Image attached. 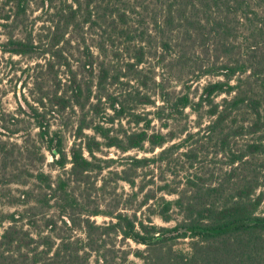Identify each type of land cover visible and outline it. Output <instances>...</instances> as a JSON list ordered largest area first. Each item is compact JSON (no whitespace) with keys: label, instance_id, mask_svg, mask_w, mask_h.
<instances>
[{"label":"trees","instance_id":"1","mask_svg":"<svg viewBox=\"0 0 264 264\" xmlns=\"http://www.w3.org/2000/svg\"><path fill=\"white\" fill-rule=\"evenodd\" d=\"M0 17L10 21L0 50L43 58L74 133L68 154L63 129L31 106L21 141H0V183L22 185L19 207L0 216V264H88L111 233L144 244L133 251L143 264H264V0H2ZM187 47L213 57L196 78H215L196 97L192 76L177 89L153 64L187 65ZM131 82L133 102L114 88ZM17 115L9 136L26 120ZM46 151L62 173L41 167ZM93 177L122 188L116 209L91 208L81 188ZM101 214L109 224L92 219ZM180 238L190 251L174 248Z\"/></svg>","mask_w":264,"mask_h":264},{"label":"rangeland","instance_id":"2","mask_svg":"<svg viewBox=\"0 0 264 264\" xmlns=\"http://www.w3.org/2000/svg\"><path fill=\"white\" fill-rule=\"evenodd\" d=\"M1 8L2 0H0V9ZM38 12L39 11H36L33 16H36ZM2 22L10 21L4 20L0 17V24H2ZM42 24V21L37 20L34 22V26L36 28ZM8 32L9 29H5V27L0 25V42H4L6 40ZM16 34L18 36L21 35L19 31H16ZM69 38L76 41V36H70ZM186 53L189 56L187 65H183V61L181 60L173 61L172 59L175 58L173 56H164L168 59L162 62H158L154 59L153 64L155 65V74L156 77L159 78L158 80L165 78L167 81H169L171 86L176 87L177 89H180L184 81L192 76L195 81L192 84L193 87L191 89V94L193 97H196L199 96L202 86L208 80L215 78L214 76L208 74L201 75L199 79L196 78V74H201L202 71L206 70L207 66L212 64L213 57L201 47H187ZM158 56L159 54L155 55L154 58H158ZM38 60L41 62L43 61V58L36 59V57L31 56L4 54L0 50V111H4L7 114L6 120L0 119V141L9 139L11 142L21 141L20 136L24 132V128L30 125L29 121L32 120L35 122L29 114L33 112L31 110L32 106L37 111L40 121L43 120L44 122H50L53 130L63 129L66 140V150L69 154L70 147L74 141V133L71 127L67 128L62 124L65 122L71 111L70 109H67L65 112H59L58 107L55 105L56 103L54 104L53 101L50 100L52 98L53 92L55 91V87L52 84L46 68L44 66H38ZM115 87L119 89L127 88V90H132V93L128 96V100L133 102V98L135 96L133 92V82H131L129 86L118 84L117 86L115 85L114 88ZM156 100L158 103H161L159 99L156 98ZM20 104L26 110V113H22L19 110ZM140 108H142V105L137 106V109ZM17 113L23 114L22 116L26 120L18 127L20 130L19 134L9 136L11 130L16 128L14 115H17ZM0 118H2L1 114ZM195 120L196 117L191 116L189 127L194 126ZM205 121H207V118H205ZM157 127L159 126L157 125ZM38 131V128L34 129V134ZM34 137H36V135ZM106 152L107 154H113V156H115L116 153H120L114 148L106 149ZM131 153L143 155L142 152L137 151H133ZM46 156L47 160L44 165H41V167L45 171L51 172L54 176L62 173V169H59L53 163V157L51 153L46 151ZM181 161L185 162L186 158L182 157ZM187 166L188 164H186V168H188ZM197 166H200V163H198ZM69 167L70 164H68L67 168ZM211 167H213V165ZM162 168H168V165L165 163ZM173 168L174 165L171 166L170 170H173ZM167 177L169 180H172L173 178L169 172L167 173ZM91 181L93 184L91 183L90 185L82 186L81 188V193L87 198L91 208H100L103 211H112L116 209L115 206L122 201L119 195V193L122 192V188L117 189V192L119 193H116L113 188L114 186H109L107 189L102 190L100 188L101 182L98 178L93 177ZM157 182L160 183L159 180H157ZM182 182L184 183V179ZM5 183V181L0 183V216L3 212L14 211L19 207V205L11 204L10 202L13 199L12 196L17 195L19 193V189L22 188V185L17 183H12L9 185H6ZM139 184H141V180L139 181ZM122 186H125V190L127 192H130L127 184H122ZM142 199L143 196H139L138 200L140 201ZM122 207L123 206H120V208ZM142 210L143 213L140 211L139 216H144V214L147 213L146 206H144ZM130 212H132V210ZM177 216L180 217L178 214ZM92 219L98 224L103 225L109 224L112 218L110 216L101 214L93 216ZM154 221L160 226L170 227L175 224L174 221L164 222L159 217H154ZM2 230L3 227L0 223V231ZM77 234L82 237L84 236V233L80 230H78ZM104 238L106 242H103L99 237L97 239V244L101 247L100 250H88V264H102L103 256H106L107 264H143V260L136 257L133 254V251L137 248L145 250L146 246L144 244H138L131 239H125L122 237V235L117 233H111L109 236H104ZM189 242L190 239L188 238H180L176 241H173L174 248L179 251L181 250L188 252L191 248Z\"/></svg>","mask_w":264,"mask_h":264}]
</instances>
